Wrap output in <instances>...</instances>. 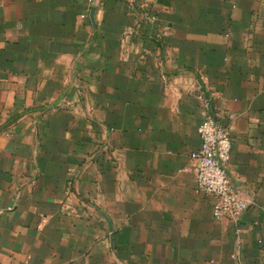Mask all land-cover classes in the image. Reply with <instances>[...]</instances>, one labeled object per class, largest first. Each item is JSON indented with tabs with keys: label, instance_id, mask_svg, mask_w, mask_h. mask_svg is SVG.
Listing matches in <instances>:
<instances>
[{
	"label": "crops",
	"instance_id": "1",
	"mask_svg": "<svg viewBox=\"0 0 264 264\" xmlns=\"http://www.w3.org/2000/svg\"><path fill=\"white\" fill-rule=\"evenodd\" d=\"M0 264H264V0H0Z\"/></svg>",
	"mask_w": 264,
	"mask_h": 264
},
{
	"label": "built area",
	"instance_id": "2",
	"mask_svg": "<svg viewBox=\"0 0 264 264\" xmlns=\"http://www.w3.org/2000/svg\"><path fill=\"white\" fill-rule=\"evenodd\" d=\"M198 133L201 145L191 154L198 190L215 199V219L238 223L250 202L235 190L229 175L234 144L231 131L217 116L208 114Z\"/></svg>",
	"mask_w": 264,
	"mask_h": 264
}]
</instances>
